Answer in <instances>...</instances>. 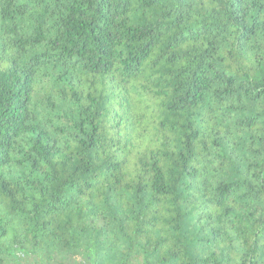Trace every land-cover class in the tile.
I'll return each mask as SVG.
<instances>
[{"label": "trees", "instance_id": "16d2710c", "mask_svg": "<svg viewBox=\"0 0 264 264\" xmlns=\"http://www.w3.org/2000/svg\"><path fill=\"white\" fill-rule=\"evenodd\" d=\"M0 264H264V0H0Z\"/></svg>", "mask_w": 264, "mask_h": 264}]
</instances>
